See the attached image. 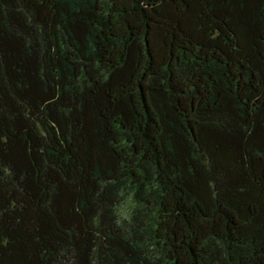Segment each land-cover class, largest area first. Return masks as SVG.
<instances>
[{
  "label": "trees",
  "instance_id": "1",
  "mask_svg": "<svg viewBox=\"0 0 264 264\" xmlns=\"http://www.w3.org/2000/svg\"><path fill=\"white\" fill-rule=\"evenodd\" d=\"M0 264H264V0H0Z\"/></svg>",
  "mask_w": 264,
  "mask_h": 264
},
{
  "label": "rangeland",
  "instance_id": "2",
  "mask_svg": "<svg viewBox=\"0 0 264 264\" xmlns=\"http://www.w3.org/2000/svg\"><path fill=\"white\" fill-rule=\"evenodd\" d=\"M122 211H125V210L122 209Z\"/></svg>",
  "mask_w": 264,
  "mask_h": 264
}]
</instances>
